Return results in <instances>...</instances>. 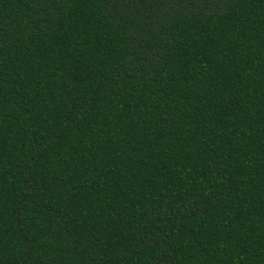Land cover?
Instances as JSON below:
<instances>
[{
    "label": "trees",
    "instance_id": "obj_1",
    "mask_svg": "<svg viewBox=\"0 0 264 264\" xmlns=\"http://www.w3.org/2000/svg\"><path fill=\"white\" fill-rule=\"evenodd\" d=\"M0 264H264V0H0Z\"/></svg>",
    "mask_w": 264,
    "mask_h": 264
}]
</instances>
